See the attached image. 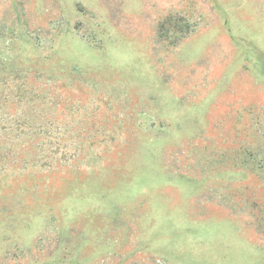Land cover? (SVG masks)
<instances>
[{
  "label": "rangeland",
  "instance_id": "374dc122",
  "mask_svg": "<svg viewBox=\"0 0 264 264\" xmlns=\"http://www.w3.org/2000/svg\"><path fill=\"white\" fill-rule=\"evenodd\" d=\"M0 36L43 73L0 117L60 137L0 146V264H264V0H0Z\"/></svg>",
  "mask_w": 264,
  "mask_h": 264
},
{
  "label": "trees",
  "instance_id": "16d2710c",
  "mask_svg": "<svg viewBox=\"0 0 264 264\" xmlns=\"http://www.w3.org/2000/svg\"><path fill=\"white\" fill-rule=\"evenodd\" d=\"M183 21L184 19L181 18H168L165 22L160 24L159 37L163 39L167 38L170 33H173V35H179L180 30H183V26L187 27V25H189L187 24V21ZM0 39L2 40L1 36ZM14 44L16 45V39L11 38L4 44L5 50L1 49L0 47V51H5L3 53H0V114L3 111L7 110L8 105L12 100H15V103L16 101L21 102L22 98L25 97V95H31L32 98V95L34 93H38L39 84L33 82L32 80L38 81L41 75H43L42 72H39L38 69H36L35 65H32L33 62H25L22 59L23 64L27 66H22L24 68L18 67L21 57L13 51V48H11V46L14 47ZM46 59L47 64L46 62H44L42 69L44 72L46 70L48 79L59 77L64 72L65 75H67V72H70L69 74H71L72 76H76L77 78L83 75V72L80 69L73 68L71 71L64 69L66 67L64 64H62L64 60L60 61L57 60L56 57L53 58L49 56L46 57ZM52 66H56L57 69L53 70ZM63 69L64 72L62 71V73H60V70ZM63 75L64 74H62V76ZM59 78H61V76ZM29 80H31V82H28ZM27 83L29 85V89H31L32 92H28L26 90ZM97 89L99 88H96V91ZM94 98L98 101L100 100V97L95 91ZM104 101L105 100L101 98V102L108 104L106 101ZM43 110H46V108H44ZM38 111H40L42 114H37ZM34 114L35 117H31L29 115H24L22 117L13 116L14 118L12 119H8L7 116L5 118L0 117V146L6 145L7 147H9L8 150L10 152L13 148L20 147L24 142H26V140L32 143L34 147L38 146L46 148L55 145L57 139L60 140V137H53L51 135V132L47 131L49 127H52V124L50 125L49 123L47 115L41 109H35ZM136 114L141 115L140 112ZM6 129L17 130H14L15 134H4L1 132V130ZM33 129L37 130L39 133L34 134L32 132ZM248 148L249 147H247V149ZM38 149L40 151V154H42L41 156L47 157V155L45 154L48 150H45L43 148ZM252 151L248 149V157L249 155H253ZM260 161H262L261 168L264 169V156L262 159H260ZM245 209L247 210L248 217L253 219L255 218L258 220V222L264 224V195L260 199L254 198V196H246L241 193V210Z\"/></svg>",
  "mask_w": 264,
  "mask_h": 264
}]
</instances>
